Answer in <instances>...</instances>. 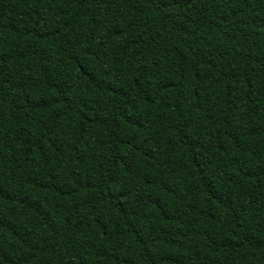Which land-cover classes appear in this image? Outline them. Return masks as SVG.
Wrapping results in <instances>:
<instances>
[{
	"label": "trees",
	"instance_id": "16d2710c",
	"mask_svg": "<svg viewBox=\"0 0 264 264\" xmlns=\"http://www.w3.org/2000/svg\"><path fill=\"white\" fill-rule=\"evenodd\" d=\"M0 264H264V0H0Z\"/></svg>",
	"mask_w": 264,
	"mask_h": 264
}]
</instances>
